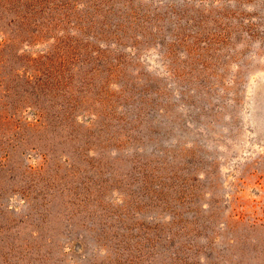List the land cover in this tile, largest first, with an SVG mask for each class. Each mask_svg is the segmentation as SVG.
Returning a JSON list of instances; mask_svg holds the SVG:
<instances>
[{"label":"rangeland","instance_id":"374dc122","mask_svg":"<svg viewBox=\"0 0 264 264\" xmlns=\"http://www.w3.org/2000/svg\"><path fill=\"white\" fill-rule=\"evenodd\" d=\"M0 264H264V0H0Z\"/></svg>","mask_w":264,"mask_h":264}]
</instances>
